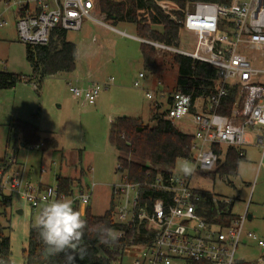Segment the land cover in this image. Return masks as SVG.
Instances as JSON below:
<instances>
[{
    "label": "built area",
    "instance_id": "2783aa9c",
    "mask_svg": "<svg viewBox=\"0 0 264 264\" xmlns=\"http://www.w3.org/2000/svg\"><path fill=\"white\" fill-rule=\"evenodd\" d=\"M0 1L4 4L0 30L13 23L18 39L26 44H47L57 28L80 31L85 19L129 34L107 21L106 15L97 8L98 0ZM157 2L175 19L174 4L163 0ZM181 23L194 37L192 50L145 38L141 40L157 49L211 64L217 73L214 89L197 95L183 90L163 93L142 86L140 79L146 76L143 72L139 73L134 85L145 90L146 97L155 102L154 107L163 106L159 99L166 97L163 110L166 119L172 122L187 120L194 124L192 161L195 168L212 171L225 161L230 148H236L245 157V146L251 141L249 133L254 134L261 146L264 159V64H261L264 62V0L196 1L188 6ZM2 64L6 65L4 61ZM3 72L0 71V76ZM109 84L92 82L89 86L79 87L68 82L70 91L88 104H95L102 89ZM232 90H235V99L228 107L225 101ZM192 174L173 173L166 179L157 177L149 186L164 195L154 199L149 210L138 206L139 183L130 182L123 176L119 183L112 185V192L117 197L115 221L134 227L137 235L141 232L143 235L142 241L136 242V238H132L127 246L134 250L131 264H229V261L231 264H259L236 256L243 238L264 246V239L246 229L247 213L237 215L229 224L207 220L199 211L203 197L192 186ZM95 184L86 190L74 188L66 193L57 184H33L25 180L18 169L5 174L0 168L1 192L11 196L17 194L39 210L52 200L68 199L83 216ZM225 201L233 203L231 198ZM116 234L122 237L125 231L118 230Z\"/></svg>",
    "mask_w": 264,
    "mask_h": 264
},
{
    "label": "rangeland",
    "instance_id": "374dc122",
    "mask_svg": "<svg viewBox=\"0 0 264 264\" xmlns=\"http://www.w3.org/2000/svg\"><path fill=\"white\" fill-rule=\"evenodd\" d=\"M3 10L4 4L0 1V13ZM115 26L137 35L133 23L118 22ZM94 37L96 40H93ZM193 38L192 33L182 27L176 46L192 50ZM67 39L76 43L78 48L77 64L73 71L48 75L41 81L37 78L23 80L15 86L1 89L0 168L4 169L5 174L18 168L23 178L33 184L56 185L58 174L69 175L76 191L86 190L96 183L90 207L93 214L101 215L110 206L112 185L123 179V173L116 171L119 152L109 138L111 121L127 115L141 117L146 123L155 125L151 99L134 82L143 72L146 77L140 79L142 86L163 93L172 92L176 86L178 66L171 62L170 54L173 51L155 47L157 62L153 71L147 70L141 40L96 25L89 19H85L80 31H67ZM0 71L19 73L27 79L33 72L26 58V43L18 39L13 23L0 30ZM112 77L113 81H110ZM68 82L79 87L89 86L92 82L110 84L102 89L95 104H88L70 91ZM165 106L159 107L158 111L162 112ZM16 119L35 124L42 138L53 137L58 146L42 150L22 145L19 134L9 133V125ZM174 123L184 132L195 131L190 121L176 120ZM249 135L251 141L245 146L246 155L235 175H214L210 170L195 168V163L187 158L179 159L172 170L175 175H184L183 169L188 167L191 169L189 174L193 173L191 183L194 188L209 191L215 199H233V213L238 216L245 212L250 214L251 218L246 219V229L264 239V159L254 134ZM12 198L10 207L0 205V223L6 226L11 238L12 264H25L29 230L35 225L39 209L32 208L27 200L17 194ZM19 209L23 212H18ZM133 254L132 247H126L123 257L114 264H131ZM236 256L243 259L264 257V246L250 245L243 238Z\"/></svg>",
    "mask_w": 264,
    "mask_h": 264
},
{
    "label": "trees",
    "instance_id": "16d2710c",
    "mask_svg": "<svg viewBox=\"0 0 264 264\" xmlns=\"http://www.w3.org/2000/svg\"><path fill=\"white\" fill-rule=\"evenodd\" d=\"M157 1L159 0H98L97 8L113 24L118 22L135 24L137 36L141 38L176 46L183 27L181 20L185 17L189 5L196 1L229 3L231 0H163L174 4L172 13L177 19L166 13ZM141 52L144 67L153 71L157 62L155 47L144 41L141 43ZM77 57L76 43L67 39L66 30L57 28L52 32L47 44H26V58L33 70L31 77L27 79L25 75L4 71L0 76V90L15 86L23 80L37 78L41 81L48 75L71 72L76 68ZM170 57L171 62L178 66L174 90L197 95L214 89L217 73L211 64L177 52L170 54ZM234 99L235 90H232L230 97L225 101L228 107L233 104ZM159 107H154L155 125L146 123L141 117L123 115L111 121L109 134L111 144L119 152L116 171L123 173L130 182L140 184L138 206L146 207L148 210L154 199L164 195L149 185L155 182L157 177L169 178L179 159L192 160L194 154L193 134L182 131L174 122L166 119L165 112L158 111ZM221 112L225 111L221 110ZM39 131L35 124L23 119L13 120L9 125V133L19 134L24 146L38 145L42 150L58 146L55 138H42ZM16 147L15 145V150ZM81 157L82 152L79 153V158ZM243 159L236 148H230L225 161L220 162L212 172L220 177L235 175ZM56 182L59 189L66 193H70L75 188L73 179L68 175L58 174ZM195 190L203 197L199 203V211L210 222L229 224L237 217L232 211V203L223 199L214 201L215 198L209 191L196 188ZM12 200L11 195L2 193L0 189V205L8 208L12 205ZM116 205L117 197L112 193L110 206L103 214H93L90 204L87 206L85 215L82 216L87 221L81 241V246L87 249V253L83 256L79 248L68 249L67 252L56 255L47 254L46 245L39 239L35 225H32L29 230L25 264H114L123 257L124 249L131 244L132 238H136V242L143 240L142 232L137 235L134 227L115 221ZM97 226H106L114 229L115 232L124 230L125 234L118 237L115 243L101 244L98 240V232L95 231ZM140 228L142 231L143 226L141 225ZM0 264H12L11 238L6 226L1 223Z\"/></svg>",
    "mask_w": 264,
    "mask_h": 264
},
{
    "label": "clouds",
    "instance_id": "9594fccd",
    "mask_svg": "<svg viewBox=\"0 0 264 264\" xmlns=\"http://www.w3.org/2000/svg\"><path fill=\"white\" fill-rule=\"evenodd\" d=\"M183 171L189 174L191 169L185 167ZM35 227L39 239L46 245L47 254L56 255L77 248L82 256L87 253L86 247L81 246L87 221L73 208L71 200L55 199L46 203L35 220ZM95 231L98 232V240L101 244L115 243L118 240L114 229L97 226Z\"/></svg>",
    "mask_w": 264,
    "mask_h": 264
},
{
    "label": "crops",
    "instance_id": "0c3cea01",
    "mask_svg": "<svg viewBox=\"0 0 264 264\" xmlns=\"http://www.w3.org/2000/svg\"><path fill=\"white\" fill-rule=\"evenodd\" d=\"M129 36H132V37H134V38H136V39H139V40H141V37H139V36H137V35H132V34H128ZM142 41V40H141ZM142 42H144V41H142ZM146 77V76H145ZM148 77H150L149 75H148ZM152 81H153V79H152ZM1 91V90H0ZM152 102V106L154 107V105H155V102L154 101H151ZM166 102V97H163V98H161V99H159V103L160 104H162L163 106L166 104L165 103ZM164 103V104H163ZM19 167V166H18ZM18 169V168H17ZM19 171H20V169H18ZM69 176V175H68ZM247 217L250 219L251 218V215L250 214H248L247 215ZM246 224V223H245ZM247 240V239H246ZM247 241H249V243H250V245L253 243V244H256L258 247H259V245L256 243V242H254V241H251V240H247ZM246 244V243H245ZM262 247V246H261ZM260 257H263V256H254V257H248V258H245V259H243V258H241V259H243V260H249V261H258V263L260 264V263H263L264 262V257H263V259H259Z\"/></svg>",
    "mask_w": 264,
    "mask_h": 264
},
{
    "label": "water",
    "instance_id": "95a60500",
    "mask_svg": "<svg viewBox=\"0 0 264 264\" xmlns=\"http://www.w3.org/2000/svg\"><path fill=\"white\" fill-rule=\"evenodd\" d=\"M18 212L22 213V212H23V210H22V209H19V210H18Z\"/></svg>",
    "mask_w": 264,
    "mask_h": 264
}]
</instances>
